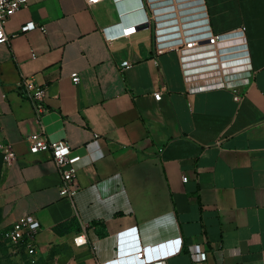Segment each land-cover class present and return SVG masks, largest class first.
Returning <instances> with one entry per match:
<instances>
[{"label":"crops","instance_id":"obj_1","mask_svg":"<svg viewBox=\"0 0 264 264\" xmlns=\"http://www.w3.org/2000/svg\"><path fill=\"white\" fill-rule=\"evenodd\" d=\"M203 25L226 37L223 63L248 61V84L229 78L240 102L197 90L162 43ZM242 28L241 43L228 37ZM5 32L0 147L15 158L2 160L0 230L35 217L44 264H264V0H27ZM23 79L46 89L39 120ZM36 133L71 148L72 201L52 156L29 153Z\"/></svg>","mask_w":264,"mask_h":264},{"label":"built area","instance_id":"obj_2","mask_svg":"<svg viewBox=\"0 0 264 264\" xmlns=\"http://www.w3.org/2000/svg\"><path fill=\"white\" fill-rule=\"evenodd\" d=\"M61 1V0H60ZM104 0H85L88 6L96 5ZM27 5V0H0V44L7 42L5 25L7 21L21 8ZM147 20L138 23L141 25ZM138 25L123 28L121 36L129 38L135 34ZM177 28V27H176ZM37 29L35 24H26L21 31L29 32ZM173 38L162 42L168 48L178 50L185 77L188 81L194 80L196 83H202L205 86L197 87V90L206 88H230L233 90V100L240 102L242 99V91L240 92L235 82L229 78L237 76L241 79V85L248 84L252 78V73L246 60V57L235 60L232 64L223 63L220 55L221 44L225 43L223 36H215L210 33L207 26L203 25L202 30L195 29L194 33L187 30L179 32L174 29ZM244 29L238 30L228 37L242 42V34ZM160 38L163 35L159 36ZM127 64H124L125 68ZM74 84H78L79 79L76 75L71 76ZM207 85V86H206ZM19 90L22 96L31 104L38 120L42 114L46 112L45 97L46 89L38 86L30 79H23L19 82ZM155 101L161 100V91L154 95ZM30 154L49 153L56 165L58 173L61 177L59 186V196L64 199L73 200L78 191L76 185V170L74 168L75 159L71 158V148L64 141H50L44 135L36 133L28 138ZM3 162H9L15 158L9 146L0 147ZM187 178H183L186 182ZM40 230L38 220L30 215L18 218L8 229L0 230V246L3 245L7 252L14 257L25 255L30 264H35L38 260L36 253V236ZM73 244L77 247L86 244L84 234H78L73 239ZM206 253H200L193 256L195 263H204L206 261ZM138 260H142L143 253L136 255ZM164 264V263H157Z\"/></svg>","mask_w":264,"mask_h":264},{"label":"trees","instance_id":"obj_3","mask_svg":"<svg viewBox=\"0 0 264 264\" xmlns=\"http://www.w3.org/2000/svg\"><path fill=\"white\" fill-rule=\"evenodd\" d=\"M1 167H2V155L0 153V172H1ZM1 261H5L9 264H30V262L28 261L25 255H21V257L19 258L14 257L7 252L6 248L3 245L0 246V262ZM35 264H44V263L37 260Z\"/></svg>","mask_w":264,"mask_h":264},{"label":"rangeland","instance_id":"obj_4","mask_svg":"<svg viewBox=\"0 0 264 264\" xmlns=\"http://www.w3.org/2000/svg\"><path fill=\"white\" fill-rule=\"evenodd\" d=\"M0 221H1V216H0ZM0 264H9V263H7L5 261H1Z\"/></svg>","mask_w":264,"mask_h":264}]
</instances>
